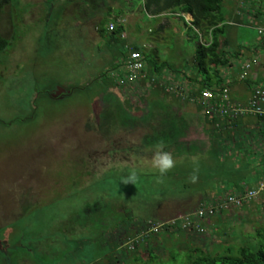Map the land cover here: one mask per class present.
I'll use <instances>...</instances> for the list:
<instances>
[{
  "label": "rangeland",
  "instance_id": "1",
  "mask_svg": "<svg viewBox=\"0 0 264 264\" xmlns=\"http://www.w3.org/2000/svg\"><path fill=\"white\" fill-rule=\"evenodd\" d=\"M84 1L8 0L0 9V264H185L190 248L217 254L264 245V193L202 221L203 232L163 227L213 200L216 185L249 186L256 158L248 159L247 145L234 153L240 146L232 141L213 160L199 108L152 94L143 79L121 89L118 52L95 25L108 13L121 16L125 43L166 62L175 81L195 78L191 57L204 40L167 13L150 21L138 1ZM242 2L221 1L230 55L224 72L234 76L238 57L256 55L262 74L255 81L264 84V0ZM234 94V103L247 97ZM157 145L176 159L162 178L151 167ZM132 168L138 180L125 185ZM208 223L217 226L212 233Z\"/></svg>",
  "mask_w": 264,
  "mask_h": 264
},
{
  "label": "trees",
  "instance_id": "2",
  "mask_svg": "<svg viewBox=\"0 0 264 264\" xmlns=\"http://www.w3.org/2000/svg\"><path fill=\"white\" fill-rule=\"evenodd\" d=\"M130 6L133 5L132 1H138L140 4L137 7V10L141 14H147L151 17L150 21H154V17H158L167 13L171 17H176L183 22V25L186 27V31L193 33L195 39L198 41L200 38L204 40V44L197 43L194 48V54L191 57L192 71L195 78H190L186 74L184 77L186 80L198 86L197 91L203 88H219L224 80V69L230 65L229 57L230 55L224 51L226 47V42L223 39L224 28L227 25L226 23V12L221 7L222 0H130ZM8 3V0H0V9ZM84 3L88 6H95L89 0H85ZM190 15L192 20L190 24H186L183 21L181 15ZM236 15V14H235ZM118 16H112L107 14L105 18L99 20L95 25V31L101 37L103 44L108 48H114L117 50L119 57H117L116 64L114 65L115 70L117 71L125 62L127 50L136 51L142 56V60L145 65V70L141 73L142 78L146 88L152 94L155 92L164 93L163 88L157 85H151L149 80L152 75H161L170 71L176 73L172 70L166 62L157 63L152 54H143L142 48L131 44L130 46L125 43L124 36L120 37L121 34H124V24L115 27L111 31L106 30V26L109 22H113L114 19ZM121 17V16H119ZM220 38L222 39L220 41ZM6 41L0 36V52L5 48ZM239 52L233 53L235 58H237ZM234 57V56H232ZM256 59V58H255ZM117 74V72H115ZM116 81V79H115ZM258 82V81H257ZM243 83L251 84V82L244 81ZM264 83V82H263ZM229 86V84L227 85ZM229 88V87H228ZM160 93V94H161ZM161 94V95H162ZM166 94V93H165ZM167 95V94H166ZM143 99V98H142ZM129 101V100H128ZM179 101V99H177ZM199 108V107H197ZM200 109V108H199ZM201 114L202 111H201ZM204 116V115H203ZM213 122H219L218 119H214ZM221 122V121H220ZM219 122V123H220ZM222 124V123H221ZM223 127V124L221 125ZM238 125L234 124V127ZM224 128V127H223ZM219 127H217V130ZM216 130V131H217ZM214 131V130H213ZM214 131L213 135L211 134V144L214 143L215 151L217 156L222 154V144L220 139H222L223 134H217ZM220 131V130H218ZM241 132V131H240ZM219 133V132H218ZM237 132H232L231 135L236 136ZM264 136V133L262 134ZM213 138L216 141H213ZM234 141V140H233ZM235 143V142H234ZM212 199V198H211ZM223 213V212H221ZM220 213V214H221ZM140 222V221H139ZM134 223V222H133ZM141 227L149 230L152 226L150 223L140 222ZM135 225V223L133 224ZM145 225V226H144ZM165 228H170L180 234L184 232H197L195 228L186 227L181 228L179 222H174L171 224H166L163 226ZM117 229L116 235L124 236V233L118 232ZM118 232V234H117ZM150 232V231H148ZM153 231L148 234L146 237L151 236ZM125 235L127 236L126 232ZM184 235V234H183ZM145 237V238H146ZM117 240V238H116ZM132 245V244H131ZM133 247V245H132ZM146 249H149L146 247ZM185 264H264V245L258 246L256 249L252 250L247 247H225L220 253H206L197 248L188 249L187 258Z\"/></svg>",
  "mask_w": 264,
  "mask_h": 264
},
{
  "label": "built area",
  "instance_id": "3",
  "mask_svg": "<svg viewBox=\"0 0 264 264\" xmlns=\"http://www.w3.org/2000/svg\"><path fill=\"white\" fill-rule=\"evenodd\" d=\"M237 1L239 6L241 3L243 4L242 0ZM181 17L186 23L189 24L191 22L189 15H181ZM120 24H124V20L118 16L113 22L107 24L106 30L111 31L115 27L120 26ZM258 30V33H262L260 29ZM120 37H123V34ZM127 51L126 60L116 74V83L123 90L132 86L136 80H141V73L145 70L140 53ZM236 62L238 64L234 76L237 81L244 82L248 79L251 69L257 66V61L254 57L248 59H240L238 57ZM227 74H229L228 71ZM171 78L172 76H168L165 73L159 76L152 75L149 83L158 84L167 95L175 96L180 101L189 102L193 106L199 107L204 117L213 123L212 125L216 129L218 124L213 122L214 119L221 121L225 129H233L234 124L245 117L258 118L264 124V84L253 83L249 98L245 102L234 103L230 99V92L227 86L229 79L227 80L225 76L219 88H203L198 91V86L185 82L184 78L179 80L176 78V81L174 79L171 80ZM262 193H264V180L259 182L254 188H245L239 192L226 189L222 194L215 196L213 200L200 203L192 213L176 218L169 224L172 225L174 222H179L182 229L192 227L197 232H203L204 229L200 225L202 221L208 220L221 212L231 209L240 210L247 207ZM155 227L151 226L149 230H153Z\"/></svg>",
  "mask_w": 264,
  "mask_h": 264
},
{
  "label": "crops",
  "instance_id": "4",
  "mask_svg": "<svg viewBox=\"0 0 264 264\" xmlns=\"http://www.w3.org/2000/svg\"><path fill=\"white\" fill-rule=\"evenodd\" d=\"M255 56V57H254ZM254 56H251L252 58H256L257 60V66L253 67L249 73V76H248V79L246 81L248 82H251V84H247V83H243L241 82V85H238L240 84L239 81H237V79L235 78V76L232 75V77L230 78L229 76L225 75L224 76L227 78V80L229 79H235V83H237V87L234 89V85L231 84L229 85L228 87L230 88L229 90V94L231 95V93L235 92L236 94V91L239 92L240 94L239 95H243V94H246L247 93V97L242 101V102H245L248 98H249V95H250V91H251V85L257 81H255V77L256 75L258 74H262L261 73V70H260V62L258 61V58L256 57V55ZM238 57V56H237ZM249 57V58H251ZM236 75V74H235ZM185 79V78H184ZM264 80V79H263ZM185 82H187V80H185ZM233 82V83H234ZM264 82V81H263ZM262 82V83H263ZM189 83V82H188ZM232 88V89H231ZM240 88V90L238 89ZM234 94V95H235ZM231 97V96H230ZM231 99V98H230ZM177 100V99H176ZM180 101V100H179ZM232 101V100H231ZM193 106V105H192ZM195 108V106H193ZM196 109V108H195ZM202 117H203V120H204V125L202 126L203 129L200 130L203 131V134L207 135V136H210L211 138V134L213 135V132L216 131L217 129L213 127V123H211L210 121H208L202 114ZM220 122V121H219ZM216 122V124H218V127L220 131H216L217 134H223V138L220 139V143L223 145L222 147V154H220L221 156H223V151L226 150V148H228V144L227 142H232L234 140V142L238 141L239 142V146L238 147V150H233L234 153L238 154L239 152V149L242 147H244V145H247L250 150H251V154L249 155V158H256V162L253 160L254 164H250L249 161H247L250 165V168L249 170L252 172L249 171V173H251L250 175V178L248 179L249 180V186H245V187H240L238 185H232V187H228V185H219V187H217L218 185H216L212 190H210L209 194H210V198H214L215 196H218L220 194H222L226 189H230L232 191H236V192H239L245 188H254L256 187V185L263 181L264 180V136L262 135L264 133V124L262 123V121H260L258 118H255V117H245L244 119H239L235 125H238L236 127H234L233 129H225L223 128L221 125V122ZM210 125L211 128L210 129H205V125ZM214 130V131H213ZM241 131V132H240ZM211 132V133H209ZM219 132V133H218ZM232 132H237L236 136H233L231 135ZM215 133V132H214ZM207 136H205L206 140L210 143V154L212 159L213 160H216L218 158H221V156H217V152L214 153L213 151H215V149H213L215 146H214V143L213 145L211 144V140L210 138L207 139ZM233 142V143H234ZM229 149V148H228ZM237 151V152H236ZM244 149L241 150V152H243ZM253 153V154H252ZM257 155V157H256ZM240 158V157H239ZM248 165V164H247ZM206 193H204L203 195H205ZM208 194V193H207ZM233 211L232 212H236L238 210H234L232 209ZM231 211V210H230ZM228 211L226 212H223L221 214H218L217 216H215L214 218H221L225 215V213H227ZM224 220V219H223ZM207 221V220H206ZM209 222V221H208ZM209 226H207V229L206 230H209L210 229V232L212 233L213 231L216 230L217 226L212 224L210 225L208 223ZM209 232V233H210ZM210 233V234H211Z\"/></svg>",
  "mask_w": 264,
  "mask_h": 264
},
{
  "label": "clouds",
  "instance_id": "5",
  "mask_svg": "<svg viewBox=\"0 0 264 264\" xmlns=\"http://www.w3.org/2000/svg\"><path fill=\"white\" fill-rule=\"evenodd\" d=\"M175 166H176V159L173 157L172 153L165 151L161 145H157L151 157V167L154 170H156L159 173V176L162 178L166 176ZM197 178L198 177L194 173L190 177V180L191 182L194 183L196 182ZM137 180H138V173L135 168L130 169L129 174L126 177L122 178V182L125 185L127 184L135 185Z\"/></svg>",
  "mask_w": 264,
  "mask_h": 264
}]
</instances>
